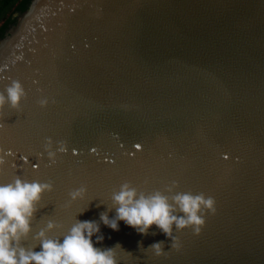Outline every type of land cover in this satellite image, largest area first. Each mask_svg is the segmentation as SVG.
Returning a JSON list of instances; mask_svg holds the SVG:
<instances>
[{
    "label": "water",
    "instance_id": "1",
    "mask_svg": "<svg viewBox=\"0 0 264 264\" xmlns=\"http://www.w3.org/2000/svg\"><path fill=\"white\" fill-rule=\"evenodd\" d=\"M12 80L27 96L0 120V182L55 185L33 233L99 221L121 183L175 181L215 198L199 235L174 229L176 249L156 226L101 223V246L130 251L116 249L120 264H264V0H32L0 38V91ZM48 138L67 148L55 163ZM81 185L95 199L82 214L87 201L64 206Z\"/></svg>",
    "mask_w": 264,
    "mask_h": 264
},
{
    "label": "clouds",
    "instance_id": "2",
    "mask_svg": "<svg viewBox=\"0 0 264 264\" xmlns=\"http://www.w3.org/2000/svg\"><path fill=\"white\" fill-rule=\"evenodd\" d=\"M27 92L19 80H12L4 91H0V120L4 117L5 106L20 110ZM47 98L39 100L41 107L48 104ZM51 163H55L57 152L67 148L61 144L52 149L51 138L45 145ZM75 151V150H73ZM12 155V150L0 148V166L5 156ZM27 160V157L24 158ZM37 167V165H33ZM173 181L164 191L159 189L145 192L130 182H124L112 191L107 210L100 213L97 220L76 218L71 226L63 231V225L56 219L49 218L44 227L33 233L32 221L44 204V195L55 191L52 181L27 180L16 176L10 182H0V264H120L116 249L126 250L120 242L103 247L105 239L101 223L119 231L120 222L133 228L140 235H147L156 226L171 240V247H181L174 229L191 228L199 235L206 225V213H216V201L203 193L176 191ZM65 207L78 202H88V207L95 199H90L88 189L81 185L69 191ZM115 210V214L108 213ZM51 233V234H50ZM31 237L35 244H27ZM143 246L138 242V247ZM38 249V250H37ZM147 249L155 255L165 254L164 241H155ZM130 252V251H128Z\"/></svg>",
    "mask_w": 264,
    "mask_h": 264
},
{
    "label": "trees",
    "instance_id": "3",
    "mask_svg": "<svg viewBox=\"0 0 264 264\" xmlns=\"http://www.w3.org/2000/svg\"><path fill=\"white\" fill-rule=\"evenodd\" d=\"M32 0H0V38L16 23L20 13L28 9Z\"/></svg>",
    "mask_w": 264,
    "mask_h": 264
},
{
    "label": "rangeland",
    "instance_id": "4",
    "mask_svg": "<svg viewBox=\"0 0 264 264\" xmlns=\"http://www.w3.org/2000/svg\"><path fill=\"white\" fill-rule=\"evenodd\" d=\"M3 21V19H1L0 23Z\"/></svg>",
    "mask_w": 264,
    "mask_h": 264
},
{
    "label": "snow or ice",
    "instance_id": "5",
    "mask_svg": "<svg viewBox=\"0 0 264 264\" xmlns=\"http://www.w3.org/2000/svg\"><path fill=\"white\" fill-rule=\"evenodd\" d=\"M138 146V145H137Z\"/></svg>",
    "mask_w": 264,
    "mask_h": 264
}]
</instances>
